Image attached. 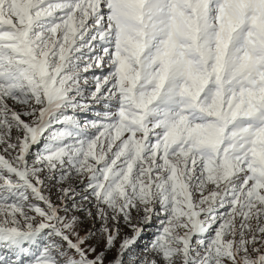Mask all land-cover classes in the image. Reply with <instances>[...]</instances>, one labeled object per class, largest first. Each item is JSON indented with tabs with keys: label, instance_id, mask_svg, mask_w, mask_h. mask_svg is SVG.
Masks as SVG:
<instances>
[{
	"label": "snow or ice",
	"instance_id": "obj_1",
	"mask_svg": "<svg viewBox=\"0 0 264 264\" xmlns=\"http://www.w3.org/2000/svg\"><path fill=\"white\" fill-rule=\"evenodd\" d=\"M0 264H264V0H0Z\"/></svg>",
	"mask_w": 264,
	"mask_h": 264
},
{
	"label": "rangeland",
	"instance_id": "obj_2",
	"mask_svg": "<svg viewBox=\"0 0 264 264\" xmlns=\"http://www.w3.org/2000/svg\"><path fill=\"white\" fill-rule=\"evenodd\" d=\"M145 239H147V237Z\"/></svg>",
	"mask_w": 264,
	"mask_h": 264
}]
</instances>
